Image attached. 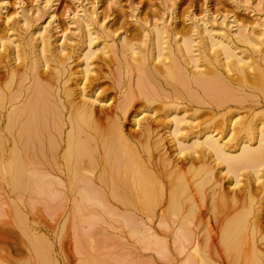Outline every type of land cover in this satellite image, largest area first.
<instances>
[{
	"label": "bare ground",
	"instance_id": "obj_1",
	"mask_svg": "<svg viewBox=\"0 0 264 264\" xmlns=\"http://www.w3.org/2000/svg\"><path fill=\"white\" fill-rule=\"evenodd\" d=\"M257 5L263 12L249 20L186 12L184 26L164 12L152 22L131 14L127 26L96 19L111 42L91 10L70 13L74 31H60L71 36L54 39L51 5L26 34L4 26V14L1 181L71 205L147 264H264V0Z\"/></svg>",
	"mask_w": 264,
	"mask_h": 264
},
{
	"label": "rangeland",
	"instance_id": "obj_2",
	"mask_svg": "<svg viewBox=\"0 0 264 264\" xmlns=\"http://www.w3.org/2000/svg\"><path fill=\"white\" fill-rule=\"evenodd\" d=\"M53 1H55V3ZM1 2L2 0H0L1 28L5 25H11L12 27L15 26V28L19 27L17 29L19 33L26 34L29 30L34 29L33 27H40L43 22L46 23L48 20L49 28L46 29L48 32H50L49 34L52 36L51 39H54V37H59L61 33L66 31H60L61 29H66V26L67 30H70L71 32L74 31V26H69L68 23L75 24V20L73 21L75 18L72 17L71 14L74 13V11L79 10H83V13H88L90 12L89 10L93 12L94 19L92 20V25H95L94 27L97 29V31L99 30V32H101V30L98 27V23H96V19L101 21L103 16L104 18L106 16V18L101 22L105 23L106 26L108 25L111 27V25L117 24L127 26L128 22L132 20L130 17L131 14L136 16L141 15V17H143L142 13H145L144 16H148L147 19H150V22H152L153 20L155 21L157 17H160V15L164 12L165 14H162L163 17L160 19L168 20L169 18H172V24L174 23L177 26H184L189 22V20H187L188 22L183 21V24L181 23V20L185 17L184 13L190 12V14H193L195 17H199V15L201 16L205 13L203 10H207V8V11L209 12L208 14H210L212 11L218 13L216 16V13H211V16H215L216 18L226 12V16H236L237 18L249 20L250 18H255L254 16H256L258 13L263 12L262 8H260L261 12H257L259 9L256 8V6L258 7L257 3L262 2V0H205V2L204 0H49L48 3H44L46 5L43 4L44 0H5L4 3ZM44 6L45 8H42ZM49 6L51 8L54 7L52 9L53 15L50 18V21L49 19L46 20V18L49 16L47 15V12L51 9L48 8ZM3 7L6 9H2ZM254 7L255 9H253ZM167 10L169 12H167ZM14 11H18L19 13H17L20 15L18 16L17 13L15 15ZM35 11L36 14H34ZM131 11H134L135 13H132ZM37 13H39V15L36 18ZM168 13H170V16L167 15ZM219 13L221 14L219 15ZM250 13L251 15H249ZM4 14L11 15L12 17L9 18L11 21L8 20V22H4ZM78 14H80V12ZM21 15L23 18H21ZM31 15L33 16L31 17ZM15 16L16 20H14ZM27 16H29V18ZM167 16L168 18H166ZM12 19L15 23L12 22ZM18 19H20V21H23L22 19H24V21H29V23L26 22L29 29L25 28L22 22L21 24H17L16 22L20 23L17 21ZM34 19L35 23L33 22ZM52 21H54L55 24ZM31 22H33V24ZM115 22H117V24ZM120 22L121 24H119ZM2 23L4 26L1 25ZM21 25H23V28H20ZM54 25L58 26L59 28L56 27L57 30H55L56 28ZM15 28L14 32L13 28L11 30L14 34L18 33H15ZM48 29L51 30L49 31ZM70 31L67 32L68 35L64 34L66 33L64 32V36H71ZM117 31L118 30H116V32ZM102 33L103 32H101V34ZM102 35L105 38V35ZM105 39L108 42H111V40H108L110 39L109 36H106ZM245 101L248 103L250 102V99L248 100L247 98ZM246 102L245 104L243 103V105H246ZM236 109L237 107H235L234 110ZM241 111L240 113H242ZM196 114L197 116L198 114L201 115V113ZM200 117L197 118V121ZM202 118L205 119L204 116H202L200 119L202 120ZM262 177L264 176L262 175ZM226 182L227 181L224 178L221 180V184L223 186L226 185ZM0 184V264H53V260H50L53 257L61 261V264H128V262L132 264H147V261H142L139 256L135 259V256L130 255V258L127 249L125 250V248L121 247L122 245H120L119 241L117 240L118 237L111 235L112 233L109 230L102 231V225L99 226L98 223L92 224L83 217L69 214L68 211L71 205L65 203L42 202L40 199H36V197H32L30 194L29 196L27 191H23L20 194L14 193L11 191V188H8V186L1 181V179ZM11 192H13V194ZM30 197L35 200L30 201ZM26 224L30 226L26 227ZM36 230L39 231L38 233L40 235L43 234L44 238L41 236H34V233L37 232Z\"/></svg>",
	"mask_w": 264,
	"mask_h": 264
}]
</instances>
